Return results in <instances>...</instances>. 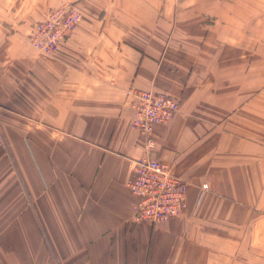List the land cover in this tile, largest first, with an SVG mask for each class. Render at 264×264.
Wrapping results in <instances>:
<instances>
[{
	"label": "crops",
	"instance_id": "obj_1",
	"mask_svg": "<svg viewBox=\"0 0 264 264\" xmlns=\"http://www.w3.org/2000/svg\"><path fill=\"white\" fill-rule=\"evenodd\" d=\"M65 3L45 54L30 26ZM131 87L181 100L154 154L189 206L162 223L134 221ZM0 264H264V0H0Z\"/></svg>",
	"mask_w": 264,
	"mask_h": 264
},
{
	"label": "built area",
	"instance_id": "obj_2",
	"mask_svg": "<svg viewBox=\"0 0 264 264\" xmlns=\"http://www.w3.org/2000/svg\"><path fill=\"white\" fill-rule=\"evenodd\" d=\"M67 6V7H66ZM50 13L37 25L29 41L37 49L54 55L60 42L77 28L81 16L66 5ZM133 126L146 139L149 156L132 160L134 177L128 188L134 197V221L162 223L188 211V181L176 176L170 164L154 154L155 127L168 123L180 110L181 100L167 93L131 87ZM208 188V184H204Z\"/></svg>",
	"mask_w": 264,
	"mask_h": 264
},
{
	"label": "rangeland",
	"instance_id": "obj_3",
	"mask_svg": "<svg viewBox=\"0 0 264 264\" xmlns=\"http://www.w3.org/2000/svg\"><path fill=\"white\" fill-rule=\"evenodd\" d=\"M66 5H71V6H69V7H74V11L76 12V13H79L80 14V16H81V18H82V15H81V13L79 12V10L74 6V4H72V3H65V4H63V5H61V6H59V7H57V8H54V9H52V10H50L49 12H48V14L44 17V18H42L40 21H38V22H36V23H34V24H32L31 26H30V29H29V34H28V39L30 38V35L33 33V30H35V28L37 27V25L39 24V23H41L42 21H45V19L50 15V13H52L53 11H55V10H57V9H60L61 7H64V6H66ZM67 7V6H66ZM31 43V42H30ZM32 44V43H31ZM34 46V45H33ZM35 47V46H34ZM36 48V47H35ZM37 49V48H36ZM39 50V49H38ZM40 51V50H39ZM42 52V51H41ZM57 53V52H56Z\"/></svg>",
	"mask_w": 264,
	"mask_h": 264
}]
</instances>
